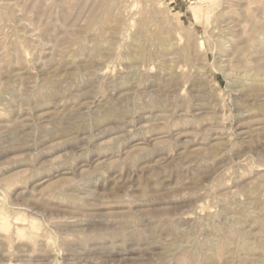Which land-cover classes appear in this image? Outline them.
<instances>
[{
  "label": "rangeland",
  "instance_id": "rangeland-1",
  "mask_svg": "<svg viewBox=\"0 0 264 264\" xmlns=\"http://www.w3.org/2000/svg\"><path fill=\"white\" fill-rule=\"evenodd\" d=\"M0 264H264V0H0Z\"/></svg>",
  "mask_w": 264,
  "mask_h": 264
}]
</instances>
